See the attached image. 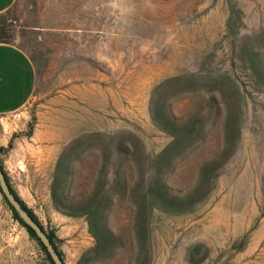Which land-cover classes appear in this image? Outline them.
<instances>
[{
  "label": "rangeland",
  "instance_id": "374dc122",
  "mask_svg": "<svg viewBox=\"0 0 264 264\" xmlns=\"http://www.w3.org/2000/svg\"><path fill=\"white\" fill-rule=\"evenodd\" d=\"M0 28L37 75L0 124V159L65 264H264V86L249 60L264 58V0H17ZM158 108L195 130L173 143ZM218 153L198 202L144 203L151 181L183 193ZM53 186L109 198L111 256L91 251L86 216L55 206ZM0 264H49L1 193Z\"/></svg>",
  "mask_w": 264,
  "mask_h": 264
},
{
  "label": "trees",
  "instance_id": "16d2710c",
  "mask_svg": "<svg viewBox=\"0 0 264 264\" xmlns=\"http://www.w3.org/2000/svg\"><path fill=\"white\" fill-rule=\"evenodd\" d=\"M0 31L2 33L4 32L1 28ZM249 60L251 65V71L253 73L255 81L261 86H264V58L260 56L258 49L249 52ZM154 118H156L155 120H157L159 126L162 129H164L173 136V143L176 141H180V139L176 138L195 130L196 120L192 116L184 120L183 117H176L164 108H158L155 109ZM199 132L200 131H197V133ZM0 150H4V147L0 146ZM220 156L221 153H218L217 155L215 154V156H213L212 158L203 160L198 168L197 180L189 189H187L183 193L178 194L177 192L169 188L165 181H163V179L157 177L156 179H154L153 182L151 181L145 188V191L143 193L144 203L148 204V206L158 204L162 206L178 207L181 205H191L198 202L205 194L201 192L203 186H205L206 178H209V173L216 169L224 160H219ZM0 163L2 165L1 159ZM3 171L5 173L6 179L10 182L9 176L4 167ZM56 181H58V177L54 178L53 183L55 184ZM11 190L14 193L15 197L18 199V201L21 203V205L31 215V217L35 221H37L44 229L43 225L40 223L32 209L25 204V202L20 198V196L17 194L13 187L11 188ZM1 195L4 201L6 202L7 206L11 210L12 216L22 226H24L29 235L38 242L40 248L45 254L48 263L54 264L48 252L46 251V248L36 237L34 231L22 222V220L18 217L17 212L8 203L4 195L2 193ZM52 198L55 202V206L58 207L61 206V204L67 206L66 208L70 214H84L87 218L88 230L94 238V245L92 246L91 251L101 256H111L114 248L116 247L117 241L119 240V237L109 228L106 223L105 209L107 208L109 202H111L109 198H107L106 196H102L100 190L96 186L91 187L88 191L79 192L71 195L63 192L58 193L56 188L53 186ZM46 233L49 236L52 244L54 245L57 253L63 260L62 251L58 247L55 233L53 231H46ZM90 259V257L82 255L78 260L77 264H86ZM63 263L65 264L64 260Z\"/></svg>",
  "mask_w": 264,
  "mask_h": 264
},
{
  "label": "crops",
  "instance_id": "0c3cea01",
  "mask_svg": "<svg viewBox=\"0 0 264 264\" xmlns=\"http://www.w3.org/2000/svg\"><path fill=\"white\" fill-rule=\"evenodd\" d=\"M17 0H0V16ZM36 66L21 39H0V124L22 112L33 100Z\"/></svg>",
  "mask_w": 264,
  "mask_h": 264
},
{
  "label": "water",
  "instance_id": "95a60500",
  "mask_svg": "<svg viewBox=\"0 0 264 264\" xmlns=\"http://www.w3.org/2000/svg\"><path fill=\"white\" fill-rule=\"evenodd\" d=\"M11 188L12 187L10 185V182L6 179L5 173L3 171V167L0 163L1 193L4 195L8 203L13 207V209L17 212L18 217L22 220V222L34 231L36 237L46 248V251L48 252L54 264H64L63 260L57 253L46 231L41 227V225L37 221H35L31 217V215L27 212V210L21 205V203L18 201V199L15 197L14 193L12 192Z\"/></svg>",
  "mask_w": 264,
  "mask_h": 264
}]
</instances>
